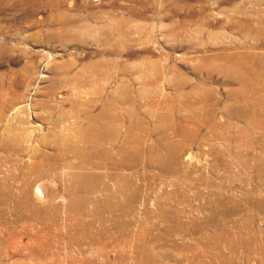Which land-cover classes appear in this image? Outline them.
Instances as JSON below:
<instances>
[{"label": "rangeland", "instance_id": "1", "mask_svg": "<svg viewBox=\"0 0 264 264\" xmlns=\"http://www.w3.org/2000/svg\"><path fill=\"white\" fill-rule=\"evenodd\" d=\"M238 55L264 76V0H0V264H264V82ZM96 137L130 166L69 168Z\"/></svg>", "mask_w": 264, "mask_h": 264}, {"label": "bare ground", "instance_id": "2", "mask_svg": "<svg viewBox=\"0 0 264 264\" xmlns=\"http://www.w3.org/2000/svg\"><path fill=\"white\" fill-rule=\"evenodd\" d=\"M115 31L118 32L121 35L126 34L120 24L116 25ZM228 60H229V63L232 65L231 70H229V73H231L230 75L236 81H238L240 84H242V86L243 85L244 86H250V85L252 86V85H254V87H255V85H257V84H252V83L264 82V76H263V74H261V71L263 69V66L261 65V63L258 64V62H257L256 63V67L253 68L252 65L248 64L249 61H250L249 58L246 57V56H240V55L234 56V57L230 56ZM92 123H93V125H91L92 126L91 131H93L96 135L97 134H102V132H104L106 129H109L108 127H110V125H103V126L101 125L100 126L98 123H95L94 121ZM80 133H82V132H80ZM6 141H7V143H9L11 141H14L16 144H13L12 142L11 143L13 145H15L19 150H22L21 145H20V141H21L20 138L15 137L13 139H8ZM84 141H85L86 144H88L87 140H84ZM101 142H102V140L100 139V137H96V140H95L94 143L90 141V143L93 144L92 146H95L96 151L93 150L91 152L90 151L89 152H84V150L80 151L77 148H73L72 151L80 158V161H82L84 163V165H81V166L76 165V167H73V166L69 165V168H71V169L76 168L77 170H82V168L85 166V164L94 165V158H102V159L106 158L107 160H110L114 164H118L120 162V163L124 164L125 166H130V164H131V159L130 158H131V156L133 154H129V150L128 149L121 148L120 153L122 154V157L119 159V161H117V159H115V156L111 152H109L108 150L100 147L101 146ZM72 151H70V152H72ZM139 153H141V152L139 151ZM139 153L137 155H134V156H138ZM59 158H61V160L64 159L65 158V154L62 152L59 155ZM59 158L57 157V159H59ZM178 159H179V157H178L177 153L169 152V154L164 159H162L161 161H163L162 164H163L164 168L167 169V171L174 172L176 170L175 165H176V161ZM133 162L136 163V161H134V160H133ZM86 177H87L86 175H84V174L81 175L80 174V175L76 176V179L81 180L83 182V180ZM81 187H82L81 184L80 185H76L74 187V189H75V191H78L76 189L77 188H81ZM38 192H39V194H42L40 189H38Z\"/></svg>", "mask_w": 264, "mask_h": 264}]
</instances>
